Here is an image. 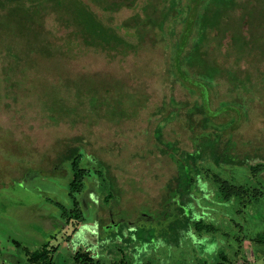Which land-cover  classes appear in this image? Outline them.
<instances>
[{
  "label": "rangeland",
  "instance_id": "374dc122",
  "mask_svg": "<svg viewBox=\"0 0 264 264\" xmlns=\"http://www.w3.org/2000/svg\"><path fill=\"white\" fill-rule=\"evenodd\" d=\"M83 1L107 27L105 47L79 49L82 44L74 36L61 41L67 30L48 9L44 25L56 37L59 59L38 66L34 60L25 65L12 55L0 56V264H28L26 248L34 251L44 244L55 247L52 264H77L74 256L80 250L92 251L101 264H213L221 252L229 264H264V178L233 164L246 155L264 159V52L243 53L232 40L239 30L251 35L252 26H234L223 42L210 41L203 49L223 69L215 105L233 99L249 108L248 119L236 130L231 117L222 115L205 129L203 111H188L197 96L174 79L181 76L178 59L170 61L171 35L159 27L146 32L119 29L124 21L145 17L147 5L159 6L160 16V0H136L134 7L109 11ZM1 15L0 42L6 47L21 42L22 51L38 42L31 35L35 29L18 30L12 16ZM13 64L19 72L12 71ZM228 70L237 80H231ZM6 73H18L16 87L11 88ZM32 78L39 86L37 80L28 84ZM244 80L246 89L239 84ZM171 98L185 105L173 117L166 104ZM75 118L84 120L73 124ZM160 125L163 139L188 152L219 137L213 141L214 152L223 159L216 165L215 157L205 158L207 167L191 172L192 181L182 183L191 192L188 201L180 200L171 181L177 174L175 163L156 147L153 132ZM72 147L82 155L83 167H89V158L109 163L122 187L110 209L98 202L103 190L93 177L87 176L83 192L75 194L83 212L80 223L93 228L91 244L81 233L68 239L73 231L68 221L76 220L69 195L71 160L65 156ZM215 175L246 187L248 196L224 203ZM169 183L176 187L169 190ZM188 216L204 220L214 231L193 233L196 225L186 223ZM108 235L111 241L105 242Z\"/></svg>",
  "mask_w": 264,
  "mask_h": 264
},
{
  "label": "trees",
  "instance_id": "16d2710c",
  "mask_svg": "<svg viewBox=\"0 0 264 264\" xmlns=\"http://www.w3.org/2000/svg\"><path fill=\"white\" fill-rule=\"evenodd\" d=\"M90 1L96 3L106 11L115 9L120 10L123 7L131 8L134 7V3L136 2V0ZM160 4H163L164 8L160 16L156 15L159 13V6L147 5L145 6V17H139L138 20L132 18L131 21H124L119 29L124 28L129 31L130 28H137L139 32H146L149 29L151 30L155 27H159L162 32L171 35L172 41L169 47L171 51L170 61L175 57L178 59L176 67L181 76L174 79L186 89L188 88L187 90L198 98L195 100L194 104L188 108V111H190V113L203 111V126L205 129L214 127L213 119L221 115L227 118L231 117L230 122H232V126H234L233 130L238 129L239 123L248 119V105L245 102L233 99H222L215 105V86L218 83L217 77L223 73V69L219 65L209 61L208 59H212L210 57V50L208 51V56V52L203 49L207 50V44L210 41L218 40L220 43L223 42L229 33H231L232 27L248 24L252 26V34L246 36L239 30L237 33H234L235 35L232 36V40L243 53L256 54L258 51L260 53L264 52V50H262L264 49V0H247L246 5L245 2H243L244 5L242 4V0H187L186 2H184V0H160ZM10 7L13 12L8 10ZM48 9L58 14L59 21L63 25L62 27H65L67 30L61 34V41L65 40L66 42L68 40L70 42L73 40L74 36L76 41L82 44L79 49H89V46L96 48L105 47L106 44H104V41L107 38V27L95 16L89 9V5L83 0H59L58 2L57 0H0L1 16H12V21L18 22V24L15 25L18 30L22 28L25 29V27L35 29L36 32H31V35L33 38L38 39V42H33L30 46H24L22 51L19 50L20 47H23V45H20L21 42H17L12 47H6L0 42V56L10 59L12 55L17 60H23L22 62H24L25 65L28 64L29 60H34L37 62L38 66H41L44 60L50 59V62H52L54 61L52 59H59L60 50L59 47L56 46L57 43L54 39L56 37L53 38V35H50L52 33H48L49 30L46 29L44 25V18L47 15L46 12ZM239 12H242L243 15L238 16ZM9 18L7 17V20ZM0 23L3 25L1 20ZM167 26H169V28L166 29ZM39 27L40 31L38 32L37 28ZM179 28H181L180 32H178ZM118 40L121 41L122 38L115 40V44ZM120 44L121 43L118 45ZM70 51L71 49L69 46L68 52ZM71 58L75 59V56ZM15 66L21 71L18 62ZM15 66L14 64L11 66L12 71L19 72L15 70ZM31 70L35 71V68H31L30 71ZM36 70H38V68H36ZM227 72L231 80H237L231 70ZM6 74L11 80V88L16 87L19 78L18 73ZM31 80L37 79H29L28 84H30ZM42 82L43 81H41V83ZM186 83L190 84L191 90H189ZM239 84L241 88L246 89V80L239 81ZM36 85L39 86L38 80ZM202 87H206L207 89L203 90ZM166 104H169L172 108L171 112L168 113V116L170 114L172 117L177 115L180 112L178 110H182V107L185 106L184 103L176 102L173 98ZM220 109L221 112L214 115L215 110ZM122 113L124 115L125 112L123 111ZM109 119H111V117H109ZM80 120L82 121L84 118H75L72 123L77 124ZM228 128H226V130ZM162 130L163 126L161 125L154 129L153 135L157 141L156 147L160 148V151L167 153L175 163L177 174L171 181H175L177 184L180 200L188 201V199H191L192 195L187 187L182 186V183H184V181H186V183L192 181L189 180L191 172L195 171L198 174L200 170H204L205 167H207L205 165V158H210V156L215 157L216 165L223 159L222 156L214 152L219 137L215 136L217 138L209 139L208 142H210H207L208 144H203L204 148H202V145H199L194 152H188L186 150H181L176 146L174 141L163 139ZM161 144L165 148L160 146ZM165 144L167 146L171 145L172 151H170ZM75 149L76 147L70 148L65 155L66 158L71 160L72 178L69 183V195L74 199V209H72L71 212L73 213L72 217L76 219L74 222L70 219L68 221L70 224L73 223V231L72 234L68 236V239H72L76 234L81 233L83 239L86 241L89 240V244H91V240H95L93 237L94 234L92 233L93 228L89 226L88 231L87 228L84 227L85 225L80 223L83 219V212L79 198L75 194L83 192L87 176L93 177V181H97V185L103 190L102 196H98V202L102 201L105 203L104 205L108 204V206L105 207L106 209H110V206L117 204L114 199L121 194L122 187L119 184L116 173L113 172L109 163L101 159H97L98 162H95L89 158V163L87 164L89 167H83L81 163L82 155L78 152L76 153ZM93 164H95V166ZM233 164L239 167L249 168L253 177L259 176L260 178H264V159L258 156L251 157L246 155L243 159L234 161ZM214 181L219 185V192L224 199V203L240 198L244 199L248 196V189L244 186L231 184L222 178L220 179L218 175H215ZM170 184L171 183L168 185L169 190L176 187ZM254 190L258 192V189ZM254 198L257 199L258 195H254ZM101 206L103 207V204ZM184 220H186L188 224L196 225L194 228L192 227L193 233L201 234L202 232L214 231L213 226L210 224L207 225L202 219L198 220V218L188 216L184 217ZM106 237L104 241L110 242V236L108 235ZM94 245H97L95 241ZM54 250L55 247L52 248L49 244H44L34 251H30L26 248L25 252L28 264H52ZM74 259L77 264H101L97 257L92 254V251L80 250L75 253ZM218 259L219 260L213 264L230 263L228 256L224 252L219 254ZM121 264L127 263L121 262ZM202 264L208 263L205 262Z\"/></svg>",
  "mask_w": 264,
  "mask_h": 264
},
{
  "label": "crops",
  "instance_id": "0c3cea01",
  "mask_svg": "<svg viewBox=\"0 0 264 264\" xmlns=\"http://www.w3.org/2000/svg\"><path fill=\"white\" fill-rule=\"evenodd\" d=\"M107 235V234H106Z\"/></svg>",
  "mask_w": 264,
  "mask_h": 264
}]
</instances>
